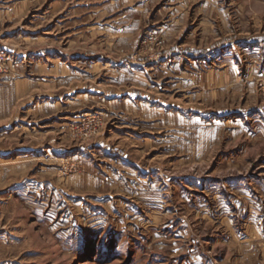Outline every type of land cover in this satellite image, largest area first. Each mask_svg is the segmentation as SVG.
<instances>
[{"label":"rangeland","instance_id":"rangeland-1","mask_svg":"<svg viewBox=\"0 0 264 264\" xmlns=\"http://www.w3.org/2000/svg\"><path fill=\"white\" fill-rule=\"evenodd\" d=\"M0 53V264H264V0H0Z\"/></svg>","mask_w":264,"mask_h":264},{"label":"crops","instance_id":"crops-1","mask_svg":"<svg viewBox=\"0 0 264 264\" xmlns=\"http://www.w3.org/2000/svg\"><path fill=\"white\" fill-rule=\"evenodd\" d=\"M78 76V71H74L72 74L71 66L68 63L63 62L62 64H49L47 62H37L33 66L34 78L26 77V79H19L9 83H13L12 87L14 88L15 94L17 95V97H21L23 94L27 92L29 93L32 89L37 87V84H44L40 82L41 80H39L38 77H42L44 80H48L49 78L53 79L54 77H56V79H60L62 81L72 80L73 84H77L80 82V80L77 79Z\"/></svg>","mask_w":264,"mask_h":264},{"label":"built area","instance_id":"built-area-1","mask_svg":"<svg viewBox=\"0 0 264 264\" xmlns=\"http://www.w3.org/2000/svg\"><path fill=\"white\" fill-rule=\"evenodd\" d=\"M148 40L151 41L153 44H158L159 40L157 36H149ZM7 56L4 53H0V74L7 71Z\"/></svg>","mask_w":264,"mask_h":264}]
</instances>
